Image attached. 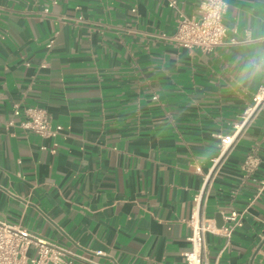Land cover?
I'll return each mask as SVG.
<instances>
[{
	"label": "crops",
	"instance_id": "0c3cea01",
	"mask_svg": "<svg viewBox=\"0 0 264 264\" xmlns=\"http://www.w3.org/2000/svg\"><path fill=\"white\" fill-rule=\"evenodd\" d=\"M170 1L0 0V222L97 264H185L203 192L216 229L241 217L229 244L205 234L208 264H264V111L220 151L264 85V0H226L213 52L155 36ZM28 107L61 130L21 129Z\"/></svg>",
	"mask_w": 264,
	"mask_h": 264
},
{
	"label": "built area",
	"instance_id": "2783aa9c",
	"mask_svg": "<svg viewBox=\"0 0 264 264\" xmlns=\"http://www.w3.org/2000/svg\"><path fill=\"white\" fill-rule=\"evenodd\" d=\"M56 1L53 0V3L55 4ZM169 6L177 12L175 31L171 35L160 32L155 35L156 37L178 47L197 48L202 52H213L224 44L226 28L223 24V16L227 8L226 0H197L196 15L193 16H186L177 10L174 0L169 2ZM51 43L47 45L48 48ZM262 111H264V85L257 90L251 103L242 112L240 122L235 125V132L232 135L220 137L221 156L228 152L236 135ZM23 113L25 118L19 124L23 130L31 131L43 138L54 137L61 130L59 125L52 124L46 110L42 108L28 107ZM7 125H12V122L9 121ZM213 161L217 162L215 159ZM262 192H264V180L260 181L255 199H259ZM205 197L206 195L202 192L193 198L196 212L188 222L190 228L188 241L191 248L182 254L185 264H208L207 249L204 244L206 233L218 232L226 239V244H229L234 228L241 226L240 215L233 211L224 216V221L228 222V225H222L220 229H216L199 212L205 203ZM0 264L97 263L72 254L60 244L41 237L25 227L0 222Z\"/></svg>",
	"mask_w": 264,
	"mask_h": 264
},
{
	"label": "water",
	"instance_id": "95a60500",
	"mask_svg": "<svg viewBox=\"0 0 264 264\" xmlns=\"http://www.w3.org/2000/svg\"><path fill=\"white\" fill-rule=\"evenodd\" d=\"M215 224H216V227L219 228V229L223 225L222 215L220 213L216 214V216H215Z\"/></svg>",
	"mask_w": 264,
	"mask_h": 264
},
{
	"label": "clouds",
	"instance_id": "9594fccd",
	"mask_svg": "<svg viewBox=\"0 0 264 264\" xmlns=\"http://www.w3.org/2000/svg\"><path fill=\"white\" fill-rule=\"evenodd\" d=\"M250 66L255 70H264V63L257 64L255 61L250 62Z\"/></svg>",
	"mask_w": 264,
	"mask_h": 264
}]
</instances>
